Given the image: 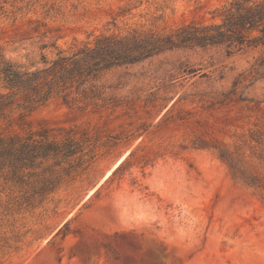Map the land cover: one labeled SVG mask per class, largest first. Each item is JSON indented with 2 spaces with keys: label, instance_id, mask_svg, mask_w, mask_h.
Wrapping results in <instances>:
<instances>
[{
  "label": "rangeland",
  "instance_id": "rangeland-1",
  "mask_svg": "<svg viewBox=\"0 0 264 264\" xmlns=\"http://www.w3.org/2000/svg\"><path fill=\"white\" fill-rule=\"evenodd\" d=\"M234 1L0 0V138L85 148L23 171L1 166L0 264H264L259 31L243 46L112 61L86 96L54 94L34 108L1 72L82 59L103 37L215 28Z\"/></svg>",
  "mask_w": 264,
  "mask_h": 264
},
{
  "label": "trees",
  "instance_id": "trees-1",
  "mask_svg": "<svg viewBox=\"0 0 264 264\" xmlns=\"http://www.w3.org/2000/svg\"><path fill=\"white\" fill-rule=\"evenodd\" d=\"M226 19L223 25L199 30L196 26H188L167 36L151 34L147 36L134 35L125 39L116 37H103L99 39L93 48L87 47L80 54L85 57L80 59L78 55L73 57H60L53 66L42 72H18L14 70L1 71L5 75L7 89L15 90L23 96L25 103L34 107L45 104L49 96L73 94L86 96L88 89L86 84L95 81L97 75L104 69H108L112 61L124 59L129 63H136L151 58L165 51H171L183 46H205L206 44L222 43L226 40L232 45L243 46L247 41L246 31H259L262 36L255 37L254 41L264 45V0H236L225 13ZM216 30V32H214ZM116 48L125 49V56L113 52ZM120 50V49H119ZM43 74V76H42ZM92 85L90 92L93 93ZM1 99L4 96L0 97ZM7 104V103H3ZM20 121L26 124L25 116ZM47 140L48 130H45ZM30 136L27 142L16 135L7 143L0 138V168L9 165L19 171L33 168L34 160L38 158L62 157L71 160L73 157L84 153L82 141L67 138L63 143L43 142L33 140ZM84 154L79 160L82 162ZM28 164H27V163ZM28 165V168H27ZM4 169V168H3ZM70 171L75 170V165L70 163Z\"/></svg>",
  "mask_w": 264,
  "mask_h": 264
}]
</instances>
